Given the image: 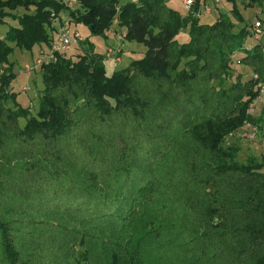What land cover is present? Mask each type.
<instances>
[{
    "label": "trees",
    "instance_id": "16d2710c",
    "mask_svg": "<svg viewBox=\"0 0 264 264\" xmlns=\"http://www.w3.org/2000/svg\"><path fill=\"white\" fill-rule=\"evenodd\" d=\"M76 1L0 0V23H16L0 35V264H264V160L224 146L256 124L264 76V28L246 47L236 3L264 0H227L212 25L195 17L202 0L185 15L167 0ZM72 21L100 37L117 21L145 52L111 73L92 49L55 53L29 66L42 88L23 106L8 57Z\"/></svg>",
    "mask_w": 264,
    "mask_h": 264
},
{
    "label": "rangeland",
    "instance_id": "374dc122",
    "mask_svg": "<svg viewBox=\"0 0 264 264\" xmlns=\"http://www.w3.org/2000/svg\"><path fill=\"white\" fill-rule=\"evenodd\" d=\"M126 1L129 0H121L120 3H124ZM203 1L207 2L208 0H202V3ZM202 3L200 2V8L197 14H195V17H198L200 23L204 25H212L216 21L219 13H225L229 15L230 10L232 8V4L228 3L227 0H218V3H214V1L209 0L207 5L210 8V12L205 14L201 11L202 5L204 4ZM166 4L169 8L177 11L181 15H185L187 13L183 5V0H167ZM236 6L243 18V23L236 24V31L245 26L250 28L251 23L254 22L256 19L264 20V4H262V6L260 7L244 8L240 5L239 2H237ZM66 16L67 12H62L60 18L65 19ZM53 25L58 26V21H55ZM9 26H16V23L9 22L7 20H5L4 23H0L1 36L6 33V31L9 29ZM70 26L72 29L76 30L81 35L82 44L79 47H73L72 49H70L68 52H66L67 55L82 53L83 50L87 51L90 49H92L94 52L101 53L100 48L96 49V47L98 42L101 43L103 41V37L92 36L89 30L82 24H75L72 21L70 23ZM114 27L119 30L120 34L118 35V37H114V35H112V32L108 35V38H111V42L108 44V46H106L104 52L102 53V55L104 56L107 49L109 48L116 50V56L114 59L109 61L104 60L107 73L126 68L132 61V58H141L143 56V51L145 50V47L143 48V46H141L140 44L126 39L127 30L125 27L118 26L117 21H115L105 33H107L110 29ZM186 36L187 30L180 32L177 35V41L179 43L186 42L188 40V36L187 38ZM183 37L185 38L183 39ZM254 42L255 41L252 38H247L245 46L250 47L253 45ZM40 50L38 45L33 46L31 51L14 48L13 53L8 57L9 63H12V72L16 75L14 81L11 83V91L16 93V100L23 106H27L28 103H32L35 106L38 102L37 91L42 88L41 77L37 69L32 71L31 67L29 66L35 64L34 61L35 59H37V53L39 54ZM240 56L241 54H236L234 56L235 62L231 67L233 76L241 75L243 79H248L252 74V70L251 68L239 63L238 60ZM26 65L27 67H25ZM24 69L26 71H24ZM227 84H229V81L227 82ZM263 110L264 107L261 103L258 102L255 104L253 117L257 119V122L256 124L249 122L250 124L256 127V134L252 141L237 139L235 137H232V134H230L229 137L225 138L224 146L235 145L239 148V152L237 154V160L239 162H246V160L250 157H254L257 160H264ZM32 113L34 114V111ZM246 123L247 122H245L243 127L238 129L237 131L245 130L247 128L245 125Z\"/></svg>",
    "mask_w": 264,
    "mask_h": 264
},
{
    "label": "built area",
    "instance_id": "2783aa9c",
    "mask_svg": "<svg viewBox=\"0 0 264 264\" xmlns=\"http://www.w3.org/2000/svg\"><path fill=\"white\" fill-rule=\"evenodd\" d=\"M198 0H184L183 5L186 9V11H190L191 8L194 6V4ZM214 3H218V0H212ZM76 0H63V3L65 7H67L69 10H74L76 6ZM202 12L205 14L210 12V8L207 4L202 5ZM264 28V23L261 19H256L254 22L251 23L250 28L247 29L252 35V38L254 41H257L261 38L262 30ZM82 42L81 35L74 29L71 28L70 24L64 23L61 25L56 35L53 39V42H51V45L46 50H40L39 57L35 60V64L37 66H40L41 64H47L48 62L54 60L55 53H65L68 52L70 49H72L75 45ZM104 60H112L116 56V50L115 49H107ZM253 77L255 79H258V75L254 74ZM259 91L257 98L249 105L247 114L251 117H253L254 114V106L256 103H261L264 107V76L262 78H259ZM246 129L238 131L234 134H232V137H235L237 139H244L247 141H252L256 134V127L249 122L246 124Z\"/></svg>",
    "mask_w": 264,
    "mask_h": 264
},
{
    "label": "crops",
    "instance_id": "0c3cea01",
    "mask_svg": "<svg viewBox=\"0 0 264 264\" xmlns=\"http://www.w3.org/2000/svg\"><path fill=\"white\" fill-rule=\"evenodd\" d=\"M129 1H131V0H129ZM184 1V0H183ZM209 1V0H208ZM208 1L206 2V1H203V3L204 4H207L208 3ZM201 3H202V1H201ZM202 3V4H203ZM112 32V35H114V37H118V35L120 34L119 33V30L118 29H116V27H114V28H112V29H110L107 33H105V37H103L102 39H103V41L101 42V43H97V47H96V49L97 48H100V54H102L103 52H104V50H105V48H106V46H108V44L111 42V38L109 37L108 38V35L110 34ZM185 37H183V39H184ZM186 38H187V36H186ZM177 39V38H176ZM181 43H184V42H181ZM93 44V43H92ZM142 46V45H141ZM144 48V47H143ZM144 52H145V50L143 51V54H144ZM131 60H133V58L131 59ZM130 62V61H129ZM112 66V65H111ZM114 66V65H113Z\"/></svg>",
    "mask_w": 264,
    "mask_h": 264
}]
</instances>
